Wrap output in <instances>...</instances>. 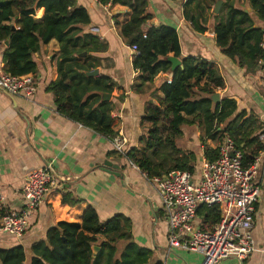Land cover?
Segmentation results:
<instances>
[{
	"label": "trees",
	"instance_id": "obj_1",
	"mask_svg": "<svg viewBox=\"0 0 264 264\" xmlns=\"http://www.w3.org/2000/svg\"><path fill=\"white\" fill-rule=\"evenodd\" d=\"M97 1L129 9V18L121 24L120 34L128 47L137 48L132 58L137 84L131 89L142 93L152 87L158 73L172 75L170 83L164 81L153 89L154 94L160 91L162 97L141 117V123L148 122V135L143 140L144 146L132 147L125 154L128 160L148 177L171 170L192 172L195 156L177 146L175 139L184 134V129L194 128L200 131L199 141L206 160L217 158L216 148L208 146L206 140L218 143L228 136L242 153L243 167L252 165L264 149L258 139L263 123L253 111H238L234 97L223 96L217 102L211 99L225 85L218 68L203 58L182 55L175 27L150 24L152 14L146 0ZM217 1L184 0L183 14L189 26L205 33L211 25L214 42L222 54L247 73L264 70L258 64L264 58V28L259 25L264 23V0H246L252 14L244 7L237 8L235 0H222L215 14L212 10ZM38 8L44 9L41 19L35 15ZM89 22L87 10L75 0H0L3 69L18 76L35 73L37 65L32 55L55 39L60 49L58 77L49 84L48 91L53 94L57 112L98 134L114 137L117 132L110 113L115 107L111 101L102 100V94H111L115 84L108 76L86 74L97 67L89 61V53L106 48L95 36L82 32ZM83 52L87 53L84 57L80 56ZM172 56L180 59L181 66L172 69ZM165 145L176 156L167 155L157 162L154 156L158 147ZM166 159L174 162L168 169L163 167ZM260 188L264 206V181ZM63 201H67L65 195ZM197 215L201 229L210 231L219 222L221 213L216 206L202 205ZM94 247H98L97 253ZM30 251L31 256L22 245L0 248V264H148L151 255L133 241L126 217L114 215L100 221L91 207L83 214L80 224L58 222L49 228L45 239L34 242Z\"/></svg>",
	"mask_w": 264,
	"mask_h": 264
},
{
	"label": "crops",
	"instance_id": "obj_2",
	"mask_svg": "<svg viewBox=\"0 0 264 264\" xmlns=\"http://www.w3.org/2000/svg\"><path fill=\"white\" fill-rule=\"evenodd\" d=\"M75 1L87 10L90 19L82 32L95 36L100 45L106 47L92 51L88 56L89 61L97 64L95 69L98 74L94 76H108L115 84L106 101H111L115 107L110 113L117 132L114 137L123 134L128 139L126 154L132 147L138 146L137 142L143 134L144 122L141 123L140 119L146 111L145 101H155L153 89L159 88L172 75L158 73L151 88L135 94L131 89L137 77L132 67L133 54L120 34L121 24L129 18V9L119 4L102 5L97 0ZM146 1L148 12L152 14L150 24L175 27L182 55L203 58L220 71L225 85L216 90L219 98L234 97L237 110L253 111L262 121L264 129V70L247 73L238 67L220 52L214 42V34L210 33L211 28L202 34L190 31L183 14L184 0ZM235 6L244 7L252 14V10L247 9L246 0H235ZM43 12V8H38L36 18L41 19ZM259 25L264 28V23ZM262 44L264 47V36ZM3 50L4 46H0V70L5 71L1 58ZM59 53V44L52 39L32 55L37 70L31 73L36 83L30 97H12L0 90V222L7 213L22 208V189L32 169L50 162L57 177L56 184L45 199L31 212L28 228L21 238L16 239L0 231V248L22 245L31 256V245L45 239L49 228L58 222L80 224L83 214L91 207L100 221L114 215L126 217L133 241L151 252L148 264L158 261L162 264H200V253L168 247V224L160 199L146 180V173L136 165L132 166L126 156L113 149L114 137L98 134L57 112L48 86L58 77ZM82 54L80 56L84 57ZM155 95L162 97L160 91ZM185 130L184 133H188ZM199 134L198 130L194 133L198 140ZM205 143L216 148L219 142L207 139ZM200 147L201 166L206 158L201 144ZM105 161L118 165L116 171L120 176L103 170ZM256 181L259 184L264 181V158ZM64 195L66 202L63 201ZM70 200L76 202L70 203ZM257 205L251 228L256 251L242 260L227 257L217 264H264L262 196Z\"/></svg>",
	"mask_w": 264,
	"mask_h": 264
},
{
	"label": "built area",
	"instance_id": "obj_3",
	"mask_svg": "<svg viewBox=\"0 0 264 264\" xmlns=\"http://www.w3.org/2000/svg\"><path fill=\"white\" fill-rule=\"evenodd\" d=\"M129 49L135 55L136 46L132 45ZM258 64L264 66V58ZM166 82L170 83L171 79ZM35 83L31 73L18 76L0 70V90L12 97H30ZM258 139L264 148V129L258 133ZM127 143L128 139L123 134L112 138L113 149L124 156ZM216 150L217 158L214 161L204 160L199 176L195 177L188 170H171L153 177L145 174L160 199L167 220L168 247L200 253V264H217L227 257L242 260L257 249L251 228L255 205L261 198L256 177L264 158V149L247 168L243 167L242 153L230 137L220 141ZM130 164L134 166L132 162ZM56 182L50 162L32 169L22 189V208L2 217L0 231L16 239L21 238L28 228L31 212ZM202 205L216 206L220 210V220L213 230L201 229L197 210Z\"/></svg>",
	"mask_w": 264,
	"mask_h": 264
},
{
	"label": "rangeland",
	"instance_id": "obj_4",
	"mask_svg": "<svg viewBox=\"0 0 264 264\" xmlns=\"http://www.w3.org/2000/svg\"><path fill=\"white\" fill-rule=\"evenodd\" d=\"M190 31L194 32V33H198L196 31H194L191 27H190ZM202 34V33H201ZM198 39L196 38V41ZM198 42V41H197ZM137 84V81L135 80L133 85H136ZM133 90V89H132ZM133 92L135 94H139L137 92H135L133 90ZM154 99L155 101H151V100H146L145 103H144V109H147V107H152L155 105V103L157 102L158 100V97L154 94ZM165 123L167 122V119H165L164 121ZM144 127H143V134L140 135V138L137 142L138 144V147H141V146H144L143 144V140L145 139V137L148 135V122H144ZM189 129V130H188ZM188 129H184L185 131L188 130V133H184L181 137H177L175 139V142L177 144V146L181 147L184 151L186 152H189V153H192L194 156H195V159H194V162H193V174L196 176H199L200 172H201V166H200V161H201V153H200V142L198 140V137H194V133H195V129L194 128H188ZM140 140H142L140 142ZM153 151V148L149 150V153ZM176 156L175 153H173V151L171 150L170 146L168 145H165L163 147H158V153L157 155L154 156V159L158 162V161H162V159L166 156ZM164 163V162H162ZM174 164V162L166 159V162L164 164V169H168L169 167H172Z\"/></svg>",
	"mask_w": 264,
	"mask_h": 264
},
{
	"label": "water",
	"instance_id": "obj_5",
	"mask_svg": "<svg viewBox=\"0 0 264 264\" xmlns=\"http://www.w3.org/2000/svg\"><path fill=\"white\" fill-rule=\"evenodd\" d=\"M221 4H222V1H221V0L217 1V3L215 4V7H214V9H213V13L217 14V13L219 12L220 7H221ZM247 9H248L249 11L252 10L250 7H248ZM209 28L212 29V31H211L210 33L214 34V29H213V27L210 25V26L208 27V29H209ZM5 44L7 45V44H8V41H6ZM82 55H86V53L84 52ZM170 61H171V63H172V69H174V68L177 67V66H181V61H180L178 58H176V57H173V56L170 57ZM87 74H88V75H93V76H94V75H97V74H98V70H97V69L91 70V71L87 72ZM108 98H109V94H106V93H103V94H102V100H106V99H108ZM211 99H212L214 102L219 101V99H220V98H219V94H218V93L213 94V95L211 96ZM118 168H119L118 165H116V164H112V162H110V161H105V162H104V168H103V170H105V171H107V172H109V173H112V174H114V175L120 176V173L116 171ZM93 250H94V253H97V251H98V247H94Z\"/></svg>",
	"mask_w": 264,
	"mask_h": 264
}]
</instances>
